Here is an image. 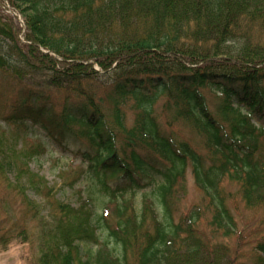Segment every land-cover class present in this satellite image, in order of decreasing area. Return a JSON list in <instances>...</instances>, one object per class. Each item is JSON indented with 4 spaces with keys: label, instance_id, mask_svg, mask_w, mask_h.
<instances>
[{
    "label": "trees",
    "instance_id": "trees-1",
    "mask_svg": "<svg viewBox=\"0 0 264 264\" xmlns=\"http://www.w3.org/2000/svg\"><path fill=\"white\" fill-rule=\"evenodd\" d=\"M11 7L25 28L0 3L7 25L0 72L19 97L0 102L12 131L0 129V176L13 174L9 187L41 200L26 202L39 219L38 264H236L218 242L237 230L227 200L234 191L246 208L264 207V0H15ZM31 71L42 87L22 86ZM203 90L233 109L210 112ZM29 124L63 149L86 146L75 178L100 197L95 223L88 199L50 201L47 182L29 167L46 153L27 139ZM176 126L189 138L179 140ZM188 171L206 203L210 237L197 228L198 209L174 211ZM146 189L137 212L135 194ZM102 230L110 241L99 240ZM81 244L97 247L92 261ZM249 259L264 264V240Z\"/></svg>",
    "mask_w": 264,
    "mask_h": 264
},
{
    "label": "rangeland",
    "instance_id": "rangeland-1",
    "mask_svg": "<svg viewBox=\"0 0 264 264\" xmlns=\"http://www.w3.org/2000/svg\"><path fill=\"white\" fill-rule=\"evenodd\" d=\"M11 1L15 0H0V3L4 5V12L9 16H13ZM18 16V15H17ZM0 19V28H6L5 20ZM16 20V19H15ZM17 24L18 20L16 21ZM20 25V24H19ZM5 41L0 36V44ZM7 43V41H5ZM21 67V64L11 63L10 67ZM18 67V68H19ZM30 74L27 77V74ZM9 74V73H8ZM6 72H0V102L5 106L8 104L16 103L19 97L13 94L10 89L11 83ZM23 75V74H22ZM28 79H26V78ZM22 86L26 87H42L43 80L36 72H24L22 77ZM42 80V81H41ZM206 107L210 112L219 113L220 111L233 109L232 103L225 100L222 96L216 95L203 90ZM55 99V100H54ZM53 100L56 102L57 98ZM130 104L127 105L128 108ZM224 109V110H222ZM127 114L131 112L125 109ZM5 115V114H4ZM3 115V116H4ZM2 116V117H3ZM126 124L130 126L132 124L131 117L127 116ZM27 139L32 141H38L42 144L46 153L41 157L35 158L29 165L30 170L38 176L45 179L47 182V188L50 191V201L52 199H61V201L70 203L76 206L79 199H88L95 210V216H99L100 208L97 205L100 197L90 194V184L88 180L83 179L78 181L76 177V171L80 168H85L86 164L82 162V157L78 153H84L86 146L79 147L70 145L68 149H63L56 145L40 128L32 125L27 127ZM0 129L3 131H10V127L7 126L4 121L0 119ZM176 137L179 140H184L189 135L186 129L185 131L180 127H174ZM180 130V131H178ZM8 177V179H7ZM8 180H13V174L0 176V264H38L39 258V219L36 218L34 212L27 210V199L40 203L41 200L32 193H18L15 189L8 186ZM62 180V181H61ZM61 181V182H60ZM63 182V183H62ZM228 187V186H227ZM185 194L174 201L173 207L175 208L177 216H185L189 211L198 209L200 211L201 220L197 228L202 236L210 237L211 231L207 225L209 214L206 211L205 201L199 190L195 187L192 175L190 171L187 172L184 180ZM231 190H235V187H228ZM55 192V195H54ZM98 194V193H96ZM53 195L55 198H53ZM99 195V194H98ZM149 195V190L139 191L135 194V208L139 212L141 207V201L144 196ZM93 198V199H91ZM228 208L233 215L235 224L237 226L236 234L223 240H219V243H223L229 249V257L234 258L237 256L236 264H249V257L254 256V246L258 241L264 240V207L246 208L244 202L241 201V197L232 191V195L227 200ZM24 232L26 239L22 240L18 237L19 232ZM107 232L102 230L99 235L101 242H108L110 239L107 237ZM3 241V242H1ZM7 241V243H5ZM81 252L85 259L92 261V254L95 253L97 247L94 245H80ZM249 261V263H248Z\"/></svg>",
    "mask_w": 264,
    "mask_h": 264
}]
</instances>
